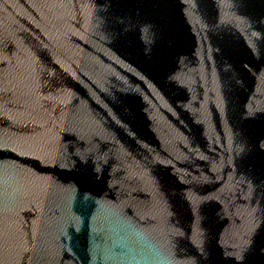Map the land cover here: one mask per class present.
<instances>
[{
	"label": "water",
	"instance_id": "obj_1",
	"mask_svg": "<svg viewBox=\"0 0 264 264\" xmlns=\"http://www.w3.org/2000/svg\"><path fill=\"white\" fill-rule=\"evenodd\" d=\"M0 264H264V0H0Z\"/></svg>",
	"mask_w": 264,
	"mask_h": 264
}]
</instances>
